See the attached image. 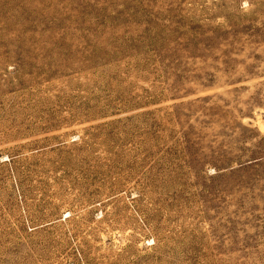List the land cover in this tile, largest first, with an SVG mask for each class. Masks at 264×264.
<instances>
[{
    "label": "rangeland",
    "instance_id": "374dc122",
    "mask_svg": "<svg viewBox=\"0 0 264 264\" xmlns=\"http://www.w3.org/2000/svg\"><path fill=\"white\" fill-rule=\"evenodd\" d=\"M0 264H264V0H0Z\"/></svg>",
    "mask_w": 264,
    "mask_h": 264
}]
</instances>
